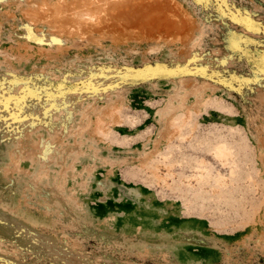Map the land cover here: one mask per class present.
<instances>
[{
    "label": "rangeland",
    "instance_id": "obj_1",
    "mask_svg": "<svg viewBox=\"0 0 264 264\" xmlns=\"http://www.w3.org/2000/svg\"><path fill=\"white\" fill-rule=\"evenodd\" d=\"M0 264H264V0H0Z\"/></svg>",
    "mask_w": 264,
    "mask_h": 264
},
{
    "label": "bare ground",
    "instance_id": "obj_2",
    "mask_svg": "<svg viewBox=\"0 0 264 264\" xmlns=\"http://www.w3.org/2000/svg\"><path fill=\"white\" fill-rule=\"evenodd\" d=\"M219 152H220L222 155H226L227 151H226L225 146H221V147L219 148ZM227 154H228V153H227Z\"/></svg>",
    "mask_w": 264,
    "mask_h": 264
}]
</instances>
